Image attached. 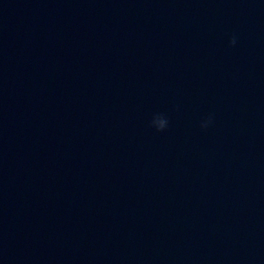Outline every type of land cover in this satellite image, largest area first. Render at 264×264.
Segmentation results:
<instances>
[{"label": "water", "instance_id": "water-1", "mask_svg": "<svg viewBox=\"0 0 264 264\" xmlns=\"http://www.w3.org/2000/svg\"><path fill=\"white\" fill-rule=\"evenodd\" d=\"M131 0H0V55L49 39Z\"/></svg>", "mask_w": 264, "mask_h": 264}, {"label": "clouds", "instance_id": "clouds-1", "mask_svg": "<svg viewBox=\"0 0 264 264\" xmlns=\"http://www.w3.org/2000/svg\"><path fill=\"white\" fill-rule=\"evenodd\" d=\"M238 42V37L234 34L230 40L229 45L235 46ZM213 122V117L210 115L206 120L202 121L200 127L202 129H207ZM169 121L166 117L161 114L154 115L150 121V126L154 127L157 132H163L167 129Z\"/></svg>", "mask_w": 264, "mask_h": 264}]
</instances>
